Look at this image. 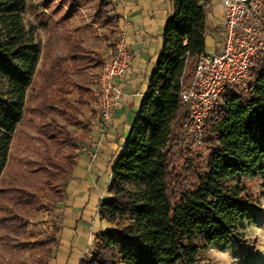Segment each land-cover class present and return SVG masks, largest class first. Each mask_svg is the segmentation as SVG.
<instances>
[{
  "label": "trees",
  "instance_id": "16d2710c",
  "mask_svg": "<svg viewBox=\"0 0 264 264\" xmlns=\"http://www.w3.org/2000/svg\"><path fill=\"white\" fill-rule=\"evenodd\" d=\"M82 1L57 3L74 11ZM171 3L172 16L164 25L147 91L111 166L109 197L98 203L107 227L93 234L79 264H200V254L209 245L236 242L245 247L241 235L257 200L237 178L264 177V60L257 62L243 88L223 93L225 108L207 117L202 146H195L193 135L177 132L185 115L179 91L187 65L205 52L210 30L206 2ZM25 8V0H0V225L27 243L45 247L56 244L57 229H29L28 209L40 205L41 197L9 173L12 135L26 112L38 117L35 137L48 153L30 168L44 188L57 187L75 167L71 154L59 152L79 147L86 136L71 134L47 116L58 108L67 113L74 109L68 94L90 90L69 72L96 66L99 58L80 36L66 35V52L54 57L47 69L37 70L40 45L35 26L24 19ZM112 11V0H98L93 19L100 27L115 23ZM36 75L43 94L28 107ZM49 99L57 106L49 105Z\"/></svg>",
  "mask_w": 264,
  "mask_h": 264
},
{
  "label": "rangeland",
  "instance_id": "374dc122",
  "mask_svg": "<svg viewBox=\"0 0 264 264\" xmlns=\"http://www.w3.org/2000/svg\"><path fill=\"white\" fill-rule=\"evenodd\" d=\"M97 3L98 0H83L79 8L68 11L66 8L60 7L57 0H25L24 19L27 24L35 26L36 39L40 45L41 53L37 70L47 69L54 57L66 52L62 40L66 35L80 36L84 45L99 58V63L96 66H83L81 69L69 72L72 80L90 90L77 92L76 89H73L68 94V100L74 109H70L67 113L58 108L53 115L47 116V119L54 118L71 134L78 136L89 135V127L92 125L93 118V79L100 60L113 50V37L117 32L113 21L104 27H100L95 22L93 15ZM213 36L207 33L206 47H208V53L213 51L210 45H214L215 40L221 38L220 35ZM39 82L40 77L36 75L34 84L28 91L26 104L28 107L35 106L41 99L43 92L39 87ZM48 104L57 106L51 99L48 100ZM72 114L76 119L72 118ZM37 122L38 117L36 115L26 112L25 119L15 134L12 135L9 173L18 176V180L24 188L40 195V205L28 209L27 213L30 231L40 233L52 229L58 223L55 210L64 204V189L71 175L62 178L57 187L44 188L40 175L31 170V162L48 153L35 137ZM79 151V148H65L59 154H71L73 159H76ZM11 175L10 177H12ZM237 180L257 200V210H252L253 218L246 222V228L241 235L245 247L236 242L226 246L209 245L200 254V264H264V177L239 175ZM54 244L42 247L34 243H27L26 239L6 232L0 225V264H39V262H45L49 260ZM79 250L77 242L73 244L71 250L63 246L59 250L56 249L55 259L59 256L62 262L64 254L69 252L66 262L72 263Z\"/></svg>",
  "mask_w": 264,
  "mask_h": 264
},
{
  "label": "crops",
  "instance_id": "0c3cea01",
  "mask_svg": "<svg viewBox=\"0 0 264 264\" xmlns=\"http://www.w3.org/2000/svg\"><path fill=\"white\" fill-rule=\"evenodd\" d=\"M207 14L205 25L214 36L220 35L222 18L221 0H204ZM115 12V30L121 32L132 53L129 68L116 83L123 91V97L114 110L105 132L96 125L93 108L89 135L79 147L75 167L65 185V199L57 207L56 244L51 250L48 264H79L83 253L90 246L93 234L106 229L107 224L98 214V203L109 197L107 186L111 178V166L122 150L135 116L147 91L150 75L162 47L164 25L172 16L171 0H112ZM127 24H126V23ZM213 36V37H214ZM221 36V35H220ZM205 36V52H207ZM214 39V38H213ZM220 39L210 45V53L220 46ZM208 53V52H207ZM61 204V202H60ZM78 243L79 251L72 263H68L69 252L55 259L56 249L73 248Z\"/></svg>",
  "mask_w": 264,
  "mask_h": 264
},
{
  "label": "built area",
  "instance_id": "2783aa9c",
  "mask_svg": "<svg viewBox=\"0 0 264 264\" xmlns=\"http://www.w3.org/2000/svg\"><path fill=\"white\" fill-rule=\"evenodd\" d=\"M221 4L219 48L200 53L187 65L180 82L185 115L177 132L193 135L197 147L202 146L207 117L225 108L223 93L243 88L257 62L264 60V0H221ZM113 39V50L100 60L92 84L95 120L101 132L123 97L116 80L126 75L132 59L122 33L116 32Z\"/></svg>",
  "mask_w": 264,
  "mask_h": 264
}]
</instances>
